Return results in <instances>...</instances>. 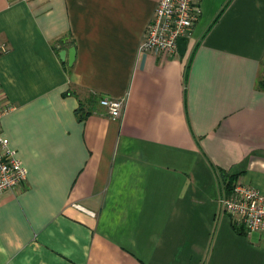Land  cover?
I'll return each instance as SVG.
<instances>
[{
	"label": "crops",
	"instance_id": "crops-1",
	"mask_svg": "<svg viewBox=\"0 0 264 264\" xmlns=\"http://www.w3.org/2000/svg\"><path fill=\"white\" fill-rule=\"evenodd\" d=\"M158 2L0 0V264H264L218 201L264 194V0H203L181 56L139 50Z\"/></svg>",
	"mask_w": 264,
	"mask_h": 264
},
{
	"label": "built area",
	"instance_id": "built-area-1",
	"mask_svg": "<svg viewBox=\"0 0 264 264\" xmlns=\"http://www.w3.org/2000/svg\"><path fill=\"white\" fill-rule=\"evenodd\" d=\"M202 1L159 0L139 50L152 51L159 56H178V40L193 34L202 15ZM6 51V47L0 45V55ZM99 103L108 109L113 119L123 116L125 102L122 99L102 98ZM4 112L0 107V119ZM1 132L0 120V193L17 189L27 181L26 168ZM232 187L229 194L225 191L218 199L222 211L231 216L237 228L248 233H264V194L239 181Z\"/></svg>",
	"mask_w": 264,
	"mask_h": 264
},
{
	"label": "water",
	"instance_id": "water-1",
	"mask_svg": "<svg viewBox=\"0 0 264 264\" xmlns=\"http://www.w3.org/2000/svg\"><path fill=\"white\" fill-rule=\"evenodd\" d=\"M188 41H189V38L187 37H182L178 40V50H179V53H180V56L184 54L185 50H186V47H187V44H188ZM60 53V58L62 61H65L66 60V51L64 50H61ZM70 55H71V59H70V62H73L74 58H75V53H74V50L73 51H70Z\"/></svg>",
	"mask_w": 264,
	"mask_h": 264
},
{
	"label": "trees",
	"instance_id": "trees-1",
	"mask_svg": "<svg viewBox=\"0 0 264 264\" xmlns=\"http://www.w3.org/2000/svg\"><path fill=\"white\" fill-rule=\"evenodd\" d=\"M261 86H264V85L261 84ZM95 100H99V98L96 97ZM82 117H84V116H82ZM234 184H235V177L230 176L229 181L226 182V186H225L226 187L225 189L227 190L228 194L232 191V188H233L232 186Z\"/></svg>",
	"mask_w": 264,
	"mask_h": 264
}]
</instances>
